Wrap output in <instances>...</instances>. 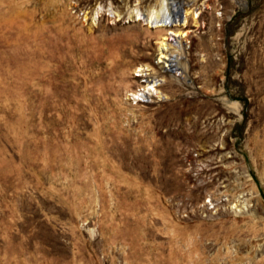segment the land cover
<instances>
[{"label":"rangeland","instance_id":"obj_1","mask_svg":"<svg viewBox=\"0 0 264 264\" xmlns=\"http://www.w3.org/2000/svg\"><path fill=\"white\" fill-rule=\"evenodd\" d=\"M171 1L0 0V264H264V0Z\"/></svg>","mask_w":264,"mask_h":264},{"label":"bare ground","instance_id":"obj_2","mask_svg":"<svg viewBox=\"0 0 264 264\" xmlns=\"http://www.w3.org/2000/svg\"><path fill=\"white\" fill-rule=\"evenodd\" d=\"M170 3L171 4L169 6H167L166 7V10H165L166 11V15L167 14L168 15L165 18H164L163 15H162V17L160 19L158 18V20L156 21L157 22V26H165V25H167L166 18L176 17V16L179 15V12H180V10L182 8V1H180V0H172ZM163 8L164 7H162V9ZM163 11H164V9H163ZM169 33H172V34H174L176 36H178V35L181 34L180 32H178V30L177 31L171 30ZM164 39L167 40V37L164 36ZM166 44H167V42L164 43V45H166ZM162 45H163V43H162ZM165 48L167 49L168 47H165ZM163 52L161 54V57H164L165 59H159V61H163L165 67H167L169 69H173L175 66H178V64H179V56L178 55L179 54L178 55L173 54V53L167 54V53H163ZM157 85L158 84H157V81L156 80L149 79V82H147V84L145 85L144 90L146 92H153V91L159 92V89H158ZM137 95H140V93H137Z\"/></svg>","mask_w":264,"mask_h":264},{"label":"built area","instance_id":"obj_3","mask_svg":"<svg viewBox=\"0 0 264 264\" xmlns=\"http://www.w3.org/2000/svg\"><path fill=\"white\" fill-rule=\"evenodd\" d=\"M150 93H151V92H147V93H146V91H145V92H144V91H141V92H140V96H141L140 100H142V99H144V98L146 99L147 95L150 94ZM138 96H139V95H138Z\"/></svg>","mask_w":264,"mask_h":264}]
</instances>
